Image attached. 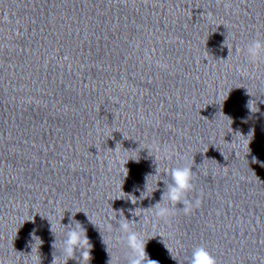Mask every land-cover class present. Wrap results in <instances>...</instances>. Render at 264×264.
I'll return each instance as SVG.
<instances>
[{
	"label": "clouds",
	"instance_id": "clouds-1",
	"mask_svg": "<svg viewBox=\"0 0 264 264\" xmlns=\"http://www.w3.org/2000/svg\"><path fill=\"white\" fill-rule=\"evenodd\" d=\"M238 51L241 50L238 49ZM242 51L245 54L248 62L254 65L264 62V39H252L244 46ZM161 67L166 66L161 65ZM154 150L157 153L161 154V158L165 159H171L172 155L175 154L174 150L169 146L162 147L160 145H156ZM221 154L223 155L222 152ZM192 168V166L186 165L172 167L171 169L166 170L165 174L169 175L171 180L169 183H165V189L161 194L160 201L149 208L150 210H154V215L156 217L167 221L168 218H170L174 214V208L178 204L183 205L181 209L183 210L185 215L191 214L194 208L199 207L201 203L199 198L195 199L194 201L188 199V193L194 190V172ZM144 193H141V199L145 197ZM131 201L133 204H135L132 199ZM165 201H167V204H165ZM168 205H171V207ZM136 211L133 213V215H136ZM134 222L135 221H129L125 219L123 215L120 216L119 219L118 227L120 235L116 237V240L117 242L123 241L129 250L130 254L127 256V264H159L158 261L148 258V254L145 250L148 240H144L139 232L133 230L132 224ZM64 228L67 230L62 241L61 249V254L66 257V259L64 260V264H67V261L69 259L78 260V264H90V261L92 259V244L90 243L86 231L82 227L81 223L75 221L70 216L69 225L64 226ZM107 228L109 231H111L112 225L109 224ZM50 230L53 232L52 224ZM34 232L32 236L36 243V240L39 238L35 236ZM103 242L105 243L104 238ZM52 247L56 249V242L53 243ZM77 252H79L80 254L79 257L76 256ZM109 256L110 259L108 260L107 264H113V259L110 253ZM172 258L175 259L173 256ZM52 264H57V255L55 252H53ZM188 264H218V260L207 249V247H205L204 245H200L193 248L191 256L188 260Z\"/></svg>",
	"mask_w": 264,
	"mask_h": 264
}]
</instances>
